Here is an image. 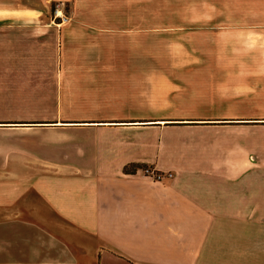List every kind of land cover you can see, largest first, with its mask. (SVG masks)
Segmentation results:
<instances>
[{
  "label": "crops",
  "instance_id": "0c3cea01",
  "mask_svg": "<svg viewBox=\"0 0 264 264\" xmlns=\"http://www.w3.org/2000/svg\"><path fill=\"white\" fill-rule=\"evenodd\" d=\"M12 25L0 264H264L262 64L111 60L110 46L91 60L101 47L60 54L57 27Z\"/></svg>",
  "mask_w": 264,
  "mask_h": 264
},
{
  "label": "rangeland",
  "instance_id": "374dc122",
  "mask_svg": "<svg viewBox=\"0 0 264 264\" xmlns=\"http://www.w3.org/2000/svg\"><path fill=\"white\" fill-rule=\"evenodd\" d=\"M251 2L0 0V45L5 44L2 34L6 24L39 29L50 25L58 30L54 39L58 53L65 45L101 47L102 53L94 50L81 55L91 60L99 56L103 59V47L110 46L111 60L170 62L175 67L197 62L245 61L264 67L263 6L257 5L258 0ZM36 15L41 16V21ZM100 29H110L109 37L87 34ZM254 88L258 90L255 99L261 88ZM252 108L264 109L255 100Z\"/></svg>",
  "mask_w": 264,
  "mask_h": 264
},
{
  "label": "built area",
  "instance_id": "2783aa9c",
  "mask_svg": "<svg viewBox=\"0 0 264 264\" xmlns=\"http://www.w3.org/2000/svg\"><path fill=\"white\" fill-rule=\"evenodd\" d=\"M58 12V11H57ZM143 174L150 176L154 180H159L161 178V174L156 172L155 170L149 168V167H144L142 169Z\"/></svg>",
  "mask_w": 264,
  "mask_h": 264
},
{
  "label": "trees",
  "instance_id": "16d2710c",
  "mask_svg": "<svg viewBox=\"0 0 264 264\" xmlns=\"http://www.w3.org/2000/svg\"><path fill=\"white\" fill-rule=\"evenodd\" d=\"M125 170H128V169H125Z\"/></svg>",
  "mask_w": 264,
  "mask_h": 264
}]
</instances>
